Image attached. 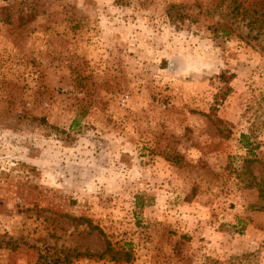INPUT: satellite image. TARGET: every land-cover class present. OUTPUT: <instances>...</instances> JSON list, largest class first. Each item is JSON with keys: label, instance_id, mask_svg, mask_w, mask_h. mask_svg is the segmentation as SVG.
<instances>
[{"label": "rangeland", "instance_id": "1", "mask_svg": "<svg viewBox=\"0 0 264 264\" xmlns=\"http://www.w3.org/2000/svg\"><path fill=\"white\" fill-rule=\"evenodd\" d=\"M39 253L264 264V0H0V264Z\"/></svg>", "mask_w": 264, "mask_h": 264}, {"label": "trees", "instance_id": "2", "mask_svg": "<svg viewBox=\"0 0 264 264\" xmlns=\"http://www.w3.org/2000/svg\"><path fill=\"white\" fill-rule=\"evenodd\" d=\"M107 249H109V247ZM58 261H59V257L57 255L56 257H51L50 255H47L45 253L38 254V260H37L38 264H57Z\"/></svg>", "mask_w": 264, "mask_h": 264}]
</instances>
